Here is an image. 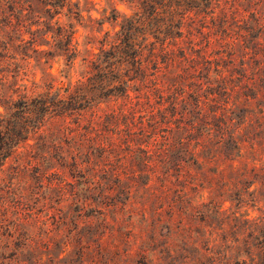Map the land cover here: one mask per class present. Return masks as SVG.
Segmentation results:
<instances>
[{
  "label": "rangeland",
  "instance_id": "1",
  "mask_svg": "<svg viewBox=\"0 0 264 264\" xmlns=\"http://www.w3.org/2000/svg\"><path fill=\"white\" fill-rule=\"evenodd\" d=\"M7 1L0 0V131L4 135L10 117L6 102L10 99H67L70 94L76 95L79 81L106 87L108 83L93 78L91 61L100 56L103 63L104 52L114 46L119 50L123 46V28H130L132 22L137 27L132 36L136 49L143 43L148 50L156 38L158 44L167 39V44L179 43L189 57L201 60L193 51L204 50L210 41L208 58L226 59L227 54L216 53L236 51V66L240 68L244 61L249 76L257 68L264 72V56L253 45L261 41L264 48V35L259 40L253 37L258 24L264 25V0H147L158 9L157 19L144 15V0H67L66 5L62 0H23L25 5L16 6L13 12ZM21 9L25 11L21 13ZM76 13L80 16L76 17ZM184 14L190 18L197 14L198 21L192 24L186 18L184 37L178 40L175 25ZM61 30L74 33L72 46L78 55L70 63L65 52L59 50ZM189 30L194 50L186 38ZM31 31L37 32L32 36ZM242 35H246L248 43ZM33 37L36 44L31 47L28 42ZM224 41L230 45L224 46ZM89 77L93 79L87 81ZM192 81L188 79L186 83ZM130 90L134 98L136 94ZM81 94L89 101L83 124L96 111V129L107 133L115 145H120L119 140L125 136L113 130L116 125L112 128L115 119L113 122L111 114L119 116L122 130H126L125 121L133 123V130L141 127L140 114L124 119L120 115L126 109L123 101L106 98L102 89H87ZM241 98L253 116L264 108V99L246 102ZM73 121L64 123L63 119L50 120L48 116L44 127L46 147L40 146L38 135L24 131L23 137H28L33 147L24 148L21 142L17 153L0 159V264H262L264 256L256 248L257 242L250 241L249 249L243 241L247 235L234 234L232 228L244 226L245 220L264 218L263 192L256 195L255 201L246 194L244 202L237 206L233 195L239 183L236 176L225 174L227 186L223 187L219 177L201 176L192 169L191 176H182V181L192 184L180 185L172 177L173 183L163 192L158 180L160 172L153 174L152 168L144 165L141 151H127L126 144L123 150L117 149L104 159L112 164L114 174L71 171L69 155L74 153L67 151L69 147L64 142L68 132L63 139L59 131L64 125L76 128ZM253 133L254 128L246 129L242 140L254 139ZM139 138L138 134L132 136L134 148L140 145ZM54 143L65 148H53ZM156 148L157 145L152 155L158 152ZM60 155L66 159L60 160ZM254 157L257 166L264 165L262 153ZM246 158L248 162L252 160ZM65 162L66 166H61ZM222 190L229 192L223 194ZM211 199L225 211L213 213L211 205H206ZM236 238L240 239L238 243Z\"/></svg>",
  "mask_w": 264,
  "mask_h": 264
},
{
  "label": "trees",
  "instance_id": "2",
  "mask_svg": "<svg viewBox=\"0 0 264 264\" xmlns=\"http://www.w3.org/2000/svg\"><path fill=\"white\" fill-rule=\"evenodd\" d=\"M62 1L66 5L67 0ZM143 3L145 4L144 15L148 14V17L157 19L159 12L152 5L153 1L148 3L147 0H144ZM7 4L12 12L16 6L22 8L25 5L23 0H8ZM20 11L22 13L25 10L21 9ZM79 16L78 13L76 17ZM142 18L141 15L139 20ZM186 18H189L192 24L198 21L197 14H195V18L184 14L179 23L175 25L178 29L176 33L178 40H182L184 37L182 27ZM19 22L20 18L17 19L18 27L21 25ZM9 23L12 24V21ZM134 24L132 22L128 29L123 28L121 42L123 46L119 50L118 46H114L111 51L104 52L103 63H101L100 56L91 61L90 68L95 72L93 78L108 83L106 87L103 84L98 86L79 81L81 85L76 95L70 94L67 99L60 96L54 99L22 97L6 102L9 104L7 109L10 117L5 127L6 135L0 131V159L3 157L6 159L17 153L21 148V142L24 144V148L33 147L28 143V137H23L24 131L38 135V139L41 141L40 146L46 147L48 136L44 127L48 116L50 120L53 118L63 119L64 123L74 119L73 124L76 128L64 125V128L59 131L62 133L63 139L66 137L65 133L68 132L64 142L69 147L67 151L74 153L69 155L72 160L71 171L87 170L101 174L113 171L112 174H114L112 164L104 159H107L117 149L123 150V146L126 144L127 151L135 149L141 151L145 156L144 165L148 169L152 168L153 174L160 172L158 180L163 192L169 189L168 185L173 183L171 182L172 177L176 178L175 180L180 185L183 182L192 184L187 180L182 181V176L192 175V169L201 176L207 177L209 174H213L219 177L218 182H221L223 187L227 186L224 181L225 174L236 176L239 183L233 195L237 206L244 202L246 194L253 197V201L257 200L256 195L260 192L264 193V165L257 166V159L254 157L259 152L264 155V108L253 116L250 113L252 111L244 107L247 105L243 103L241 97H244L246 102L264 99V77L260 75V73L264 74L262 68H257V71L249 76V67L244 61L240 68L236 66V58H234L236 51L225 50L216 53L218 55L227 54L226 59L224 57L208 58L206 48L211 42L207 41L205 51L203 49L194 50V40L191 39L192 30L188 31L186 38L190 40L189 44L192 46L191 50H194L193 53H198L201 60L189 57L179 43L167 44V39L158 44L159 39L156 38L157 41L152 42L148 50H146L148 45L144 46L143 43L136 49V44L132 42L133 33L137 28ZM255 30L256 35L253 37L259 40L264 35V25L258 24ZM37 31H31V35L34 36ZM58 36L61 40L59 50L65 52L68 56V63H70L78 55V51L72 46L74 33L61 30ZM242 36L245 38V44L248 43L246 35ZM28 44L33 47L36 44L35 37L31 38ZM227 45L230 44L224 41V46ZM253 45L258 47L264 56L263 43L258 41ZM246 48L250 49L248 46ZM117 55H120V58L116 60ZM194 62L197 64L190 66ZM103 64L106 65L103 66ZM123 65H126L124 69H122ZM200 65L202 67H197ZM122 70L124 73H121ZM93 78L89 77L87 81H91ZM195 78L198 81H195ZM188 79L193 81L187 84ZM216 79L218 81H215ZM214 82H217L218 85L215 86ZM192 87H194L193 91H189ZM99 88L102 89V94L106 98L112 97L123 101L122 106L126 109L121 110L120 115L124 119H129V117L134 119L140 114V120H143L138 123L141 124V127L137 130L131 128L134 126L133 123L125 121L126 130H122L118 124L119 116L111 114L113 122L115 119L112 128L116 125L113 130L118 131L119 136H125L124 139L119 140L120 145H115L107 138V133L96 129L93 123L96 111L92 112L88 123L83 124V119L87 116L84 112L88 108L89 101L85 100L86 95L81 92ZM131 88L136 94L134 98L130 94ZM241 104L244 106L238 108ZM120 109L122 108L120 107ZM145 121L147 127H144ZM253 128L252 135L255 134V138L249 141L242 140V137L245 136L244 131ZM123 133H128V135H122ZM136 134L140 137L138 141L140 145L134 148L136 145H134L135 141L132 136ZM49 136L53 137L54 135ZM50 140L52 142L53 138ZM58 145L54 143L52 146L58 149L65 148L62 144ZM85 145L88 146L84 154ZM156 145L158 152L152 155ZM246 156L252 160L248 162ZM95 157L102 160H97ZM59 158L63 161L66 159L63 155H60ZM236 163H239L238 167H235ZM66 164V162L62 163L61 166L65 167ZM117 173L120 177V171ZM257 185L258 187L251 191V188ZM222 192L227 194L229 190H222ZM206 205H211L210 210L216 215L225 211L222 209V205L215 202L214 199H211ZM238 221L241 220L238 219ZM263 221L264 218L252 222L245 220L244 226L246 227L237 225L232 229L234 234L247 235L243 241L249 249L250 241L257 242L256 248H259L264 256ZM222 240L227 242L228 239L223 237ZM239 241L240 239L236 238L235 242ZM230 247L229 245L227 248L230 249ZM246 253L250 255L249 251ZM262 264H264V257Z\"/></svg>",
  "mask_w": 264,
  "mask_h": 264
}]
</instances>
